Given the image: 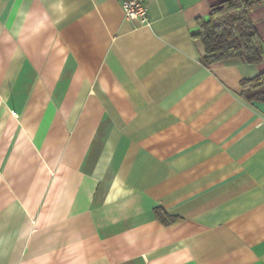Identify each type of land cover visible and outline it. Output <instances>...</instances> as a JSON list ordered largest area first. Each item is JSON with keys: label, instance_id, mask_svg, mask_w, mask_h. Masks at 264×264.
<instances>
[{"label": "crops", "instance_id": "1", "mask_svg": "<svg viewBox=\"0 0 264 264\" xmlns=\"http://www.w3.org/2000/svg\"><path fill=\"white\" fill-rule=\"evenodd\" d=\"M221 1L0 0V264H264V54L203 62Z\"/></svg>", "mask_w": 264, "mask_h": 264}, {"label": "trees", "instance_id": "2", "mask_svg": "<svg viewBox=\"0 0 264 264\" xmlns=\"http://www.w3.org/2000/svg\"><path fill=\"white\" fill-rule=\"evenodd\" d=\"M264 0H223L214 5L208 18H201L199 36L205 53L203 62L241 59L254 63L264 54V43L251 11ZM241 93L250 100H264V71L241 81Z\"/></svg>", "mask_w": 264, "mask_h": 264}, {"label": "built area", "instance_id": "3", "mask_svg": "<svg viewBox=\"0 0 264 264\" xmlns=\"http://www.w3.org/2000/svg\"><path fill=\"white\" fill-rule=\"evenodd\" d=\"M127 18L137 19L142 26L151 24L145 0H121Z\"/></svg>", "mask_w": 264, "mask_h": 264}, {"label": "clouds", "instance_id": "4", "mask_svg": "<svg viewBox=\"0 0 264 264\" xmlns=\"http://www.w3.org/2000/svg\"><path fill=\"white\" fill-rule=\"evenodd\" d=\"M51 15L45 13L44 18L40 20L41 24H46V22L51 19L53 24H58L65 17V4L64 0H52L50 4ZM25 20L31 16L30 12L19 13ZM22 27V26H21ZM16 35H21V32L18 31Z\"/></svg>", "mask_w": 264, "mask_h": 264}]
</instances>
